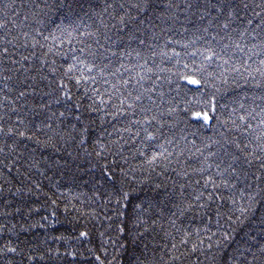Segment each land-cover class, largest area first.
<instances>
[{
  "label": "trees",
  "instance_id": "16d2710c",
  "mask_svg": "<svg viewBox=\"0 0 264 264\" xmlns=\"http://www.w3.org/2000/svg\"><path fill=\"white\" fill-rule=\"evenodd\" d=\"M107 3L0 0V22L10 29L5 35L19 36L21 44L29 45L21 51L34 53L32 64L47 77L41 91L52 92L59 101L52 110L65 114L55 125L59 135L28 142L22 163L5 161L13 171L0 166V264H264V192H259L264 181L242 190L236 204L223 186L214 193V204L208 197L211 187L196 201L193 190L198 195L208 177L195 184L203 158L192 143L203 147L222 140V124L229 115L236 118L246 115L245 109L259 113L264 108V87L255 86L264 85V42L233 34L221 45L211 42L219 55L207 61L201 53L217 29L203 32L207 20L193 15L194 8L180 4L169 10V0H155L156 13L168 18L157 20L154 30L137 31L130 40L135 25H121L120 17L111 20L112 9L104 12ZM223 44L228 48L219 51ZM111 51L121 59L111 57ZM102 54L111 63H101ZM187 73L205 86L187 84ZM129 75L144 80L125 85ZM60 84L66 85L70 99L59 91ZM133 86L151 89L147 95L156 104L147 116L157 117L149 128L156 140L145 139L143 128L132 123L144 113L118 114L116 104ZM207 101L215 109L209 115L217 118L212 125L194 119L196 112L208 110ZM260 118L251 121L254 127ZM255 135L259 131L253 140ZM250 147L255 154L256 143ZM229 150L247 155L235 146ZM249 171L260 176L264 169ZM252 196H257L256 203L241 217L238 207L247 206ZM8 247L16 252H7Z\"/></svg>",
  "mask_w": 264,
  "mask_h": 264
},
{
  "label": "snow or ice",
  "instance_id": "6c2138e0",
  "mask_svg": "<svg viewBox=\"0 0 264 264\" xmlns=\"http://www.w3.org/2000/svg\"><path fill=\"white\" fill-rule=\"evenodd\" d=\"M154 2L155 0H108L104 12L108 13V9L111 8L112 13H114H108L111 20L120 17L121 25L127 26L129 23L135 25L129 36L131 40L137 31L154 30L158 26L157 20L164 21L168 18L156 13ZM180 4H183L186 10L194 8L193 15L198 14L200 20H207V26L203 28V32L208 33L210 29H217L216 35L211 36L208 50L201 53L207 61H213L219 55L217 48L211 46V42L221 45L223 40L231 39L233 34L238 36L240 40L248 36L253 41L260 37L261 41L264 42V0H169L168 8L171 10L173 6L180 7ZM68 7L71 9V4ZM130 9H134L136 14L134 15ZM141 13H151V15H140ZM241 21L245 23L240 24ZM233 25H237V27H233ZM112 27L117 28V25L113 24ZM8 31H10L8 25L0 22V166L8 167V171L11 172L13 168L5 164V161L10 160L13 165L22 163L26 159V152L29 148L28 142L39 143L41 136L51 139L53 134L59 135V130L55 125L62 122L65 114L52 110V104L59 103L58 100L53 99L52 92L41 91L40 83L47 77L40 75L43 72L42 68L37 70L36 66L32 64L31 61L35 58L34 53L25 54L24 51H21V49H27L29 45L27 43L21 44L19 36H6L5 32ZM88 35H94V33H88ZM105 35L107 41H112V36ZM96 42L99 43V39ZM34 47L35 45H33ZM235 47L240 49V43H236ZM227 48L228 45L223 44L219 51H225ZM175 55L178 56L179 53H175ZM191 55L195 56L196 53L193 52ZM102 56L101 63L103 60H108L111 63L110 56L121 59V54L116 51H111L110 56L103 54ZM226 63L227 61H225ZM261 63H264V60ZM184 67L187 68L188 65ZM92 70L91 67L88 68L89 72ZM235 70L239 71L238 68ZM68 71L71 72L72 69L69 68ZM125 71L131 73V69L126 68ZM258 71L260 70L258 69ZM34 72L37 75H33ZM185 78L187 84L194 85L197 89L205 86L202 79L193 78L190 73L185 74ZM132 79H136L137 83L140 84L144 80V76L137 79L129 75V78L125 79L123 83L128 85ZM252 79L255 80L256 77H252ZM255 86L264 87L259 83ZM58 88L59 91L64 92L66 85L60 84ZM141 88H143L142 84ZM150 91L151 89L141 91L133 86V90L127 92L126 96L119 99L118 104H116L119 115L127 114L134 117L137 112L144 113L142 119L133 120L132 123L143 128L146 133L145 139L149 141L157 139V135H153L149 131V128L157 123L155 115L147 116V113L153 111L152 105L156 104L151 95H147ZM64 95L68 99L71 98L67 92H64ZM44 97L48 99L45 100ZM145 99L149 101V104L144 103ZM102 102L108 103L107 101ZM210 105L211 101H207L205 108L208 110L201 109L196 112L194 119L202 121L203 124H214L217 118L214 114L209 115V111L215 113V109L211 108ZM245 112L246 115H239L236 118L229 115L227 120L223 122L222 127L225 129L226 138L212 143H204L203 147L196 146L195 142H192L196 151L199 152L200 158H203L199 169L200 178L196 179L195 184L200 185L201 180L205 176L208 177L203 183V190L198 195L193 190L196 201H200L204 197L205 191L211 187L213 191L208 192V197L214 204L217 199L214 193L223 186L231 192L233 204H236L235 198L238 194L242 196V190L249 191L264 181V172L257 176L255 172L249 171L251 167L264 169V108H261L259 113L255 109L251 112L245 109ZM168 114L172 115L171 110ZM233 114H235V109ZM257 115L261 118L254 127L251 121ZM37 118H39V123H37ZM76 119L79 120V116ZM238 120L243 123L238 124ZM257 131H259V135H255L253 140ZM156 132L160 134L161 129L157 128ZM245 138L249 140V143H245ZM169 142L171 143V141ZM250 143H256L255 154ZM232 146H235L239 153H247V155L242 156L238 155L237 152L230 151ZM155 159L154 156L153 160ZM213 169H215V176ZM216 177L220 178V183H217ZM108 178L111 179V177ZM2 191L3 187L0 185V194ZM259 192H264V188H260ZM243 198L248 200V197ZM256 201L257 196H252L247 206L238 207L239 215L241 217L246 216ZM260 201L264 203V197H261ZM198 206L205 207L206 205L199 204ZM256 211L259 212V208ZM260 218L261 222L264 223V213H260ZM225 235H230V233L226 232ZM3 252L4 249H0V253ZM7 252L15 253L16 249L8 247ZM261 252L264 253V249H261ZM97 259L99 258L97 257Z\"/></svg>",
  "mask_w": 264,
  "mask_h": 264
}]
</instances>
